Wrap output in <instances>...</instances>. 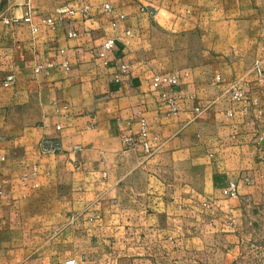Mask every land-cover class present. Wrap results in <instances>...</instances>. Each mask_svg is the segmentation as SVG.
I'll return each mask as SVG.
<instances>
[{
	"label": "crops",
	"instance_id": "obj_1",
	"mask_svg": "<svg viewBox=\"0 0 264 264\" xmlns=\"http://www.w3.org/2000/svg\"><path fill=\"white\" fill-rule=\"evenodd\" d=\"M64 6L54 28L5 23ZM142 117L151 154L124 141ZM263 194L264 0H0V264H200Z\"/></svg>",
	"mask_w": 264,
	"mask_h": 264
},
{
	"label": "built area",
	"instance_id": "obj_2",
	"mask_svg": "<svg viewBox=\"0 0 264 264\" xmlns=\"http://www.w3.org/2000/svg\"><path fill=\"white\" fill-rule=\"evenodd\" d=\"M106 8H110L109 4H106ZM141 11H148L153 17L156 14L155 8H151L149 6H141ZM88 7L84 8V12H87ZM77 10L70 7V6H64L59 9H57L53 14H49L47 16L42 17L39 22H33L32 16H31V8L27 11L24 17H13V18H6L5 23L7 24H13L18 23L19 21L23 20L25 22L33 24V31H37L39 29V25H44L50 28H54L64 22H67L68 20H71ZM120 20L125 19V15L122 14L119 18ZM118 21L114 22V25H116ZM129 33V31H127ZM76 32H70L69 36H76ZM115 39L110 38L108 39L103 45L102 50L100 52L101 57H106L107 51L111 50L114 47ZM65 66H68L65 64ZM127 64H122L120 68V72H125L128 70ZM256 70L259 74H263L262 66L259 62L256 63ZM14 80V75L10 74L6 77L5 85H10ZM179 83V79L175 74L170 73H164V74H157L152 78V87L154 89L161 90V96L170 105L172 112H178L180 110V106L178 103V99L175 98L173 95H171V92L175 86H177ZM231 95L234 100H240L244 96V90L242 87L239 86L238 83L233 84L231 88ZM199 110V108H197ZM141 127L137 133L127 135L124 138V141L129 147L134 146L136 144H139L144 152L146 154H151L154 152V146L152 144V136L148 129V123L145 117H142L140 120ZM41 149L44 152H56L59 149V146L57 143L50 142L49 140H43L41 142ZM223 193L226 196L229 197H237L239 196L238 192V184L237 182L233 181L230 182L224 189ZM66 264H76L74 259L68 260Z\"/></svg>",
	"mask_w": 264,
	"mask_h": 264
},
{
	"label": "rangeland",
	"instance_id": "obj_3",
	"mask_svg": "<svg viewBox=\"0 0 264 264\" xmlns=\"http://www.w3.org/2000/svg\"><path fill=\"white\" fill-rule=\"evenodd\" d=\"M258 201L259 208H247V231L234 241L233 247L226 249V236L215 239L207 236L208 252L203 254L200 264H264V194ZM202 228L203 234H207V226Z\"/></svg>",
	"mask_w": 264,
	"mask_h": 264
}]
</instances>
